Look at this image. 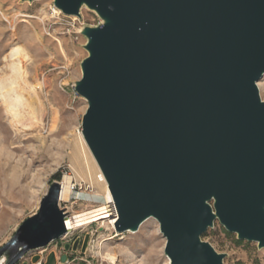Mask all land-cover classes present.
<instances>
[{
  "label": "water",
  "instance_id": "water-1",
  "mask_svg": "<svg viewBox=\"0 0 264 264\" xmlns=\"http://www.w3.org/2000/svg\"><path fill=\"white\" fill-rule=\"evenodd\" d=\"M54 5L69 16L85 5L103 20L82 31L88 55L74 89L88 102L81 132L115 230L154 217L172 264H224L201 237L215 220L264 247V0ZM60 188L53 181L0 246L4 264H28L31 251L66 233Z\"/></svg>",
  "mask_w": 264,
  "mask_h": 264
},
{
  "label": "rangeland",
  "instance_id": "rangeland-1",
  "mask_svg": "<svg viewBox=\"0 0 264 264\" xmlns=\"http://www.w3.org/2000/svg\"><path fill=\"white\" fill-rule=\"evenodd\" d=\"M79 13L63 14L54 0H0V79H9V64L25 74V81L13 84L15 95H21L18 118L10 120L0 98V246L37 211L53 181L60 183L67 175L73 192L99 193L75 173L71 163L76 150L84 164L92 163L89 152L98 166L79 139L88 102L74 86L88 55L82 31L103 20L85 5ZM17 47L19 53L12 55ZM257 84L264 101V76ZM99 203L72 196L69 201L59 200V207L71 214ZM100 225L83 227L70 237L64 253L70 264H113L108 253L115 256L116 264H172L154 217L145 219L137 230L118 232L109 223ZM201 237L224 254V264H264V247L238 241L217 220Z\"/></svg>",
  "mask_w": 264,
  "mask_h": 264
},
{
  "label": "bare ground",
  "instance_id": "bare-ground-1",
  "mask_svg": "<svg viewBox=\"0 0 264 264\" xmlns=\"http://www.w3.org/2000/svg\"><path fill=\"white\" fill-rule=\"evenodd\" d=\"M47 17V16H46ZM45 17V18H46ZM18 48V47H17ZM13 54L19 53V48L14 49L12 52ZM10 53V54H11ZM8 68H11L10 75L8 76L9 79H0V98L5 103V110L7 113L11 114L10 120L13 121L15 118H18L17 108L20 104V98L21 95L15 93V87H13V84L17 82V80L22 79L25 81V74L24 70H19L15 68L13 65L9 64ZM21 80V81H22ZM16 86V85H15ZM257 87L259 89V84H257ZM79 139L83 143V146L85 149L86 142L83 139V135H79ZM88 152V149H87ZM72 158L71 163L72 167L77 175L80 177H84L93 187L98 188L99 193H86V192H73L72 190V180L70 176H63V179L60 181V196L59 200L61 201H69L70 198L73 196L75 198L83 197L86 200L90 201H99L100 203L98 205L90 206L87 209H83L82 211L78 212H72L70 214V220L66 222V226H82L87 227L92 222H99L102 226L104 224H114L116 221V214L110 215L108 213V210L106 208L107 203H111V195L107 187L106 180L100 170V168L96 165V163L93 161L92 156L88 152L89 156L91 157L92 163L91 167L84 164V160L82 161V158H80L79 153L76 150L72 151ZM87 160V159H85ZM88 162V161H87ZM93 169V170H92ZM65 214V213H64ZM106 257L108 260H110L113 264H116L115 256L112 254H106Z\"/></svg>",
  "mask_w": 264,
  "mask_h": 264
},
{
  "label": "built area",
  "instance_id": "built-area-1",
  "mask_svg": "<svg viewBox=\"0 0 264 264\" xmlns=\"http://www.w3.org/2000/svg\"><path fill=\"white\" fill-rule=\"evenodd\" d=\"M106 208L108 210V213L111 216L116 214V211H115V208H114L112 202L111 203H107L106 204ZM64 213H65V215H64V224H65V227H66V233L61 238L51 242L47 246L41 247V248H38V249H35V250L31 251L29 253V256L26 258V261H27L28 264H46L45 263L46 262V256H47V254L50 251L51 252L53 251V252H55V254H57V256H56L57 263H55V264H70V260L66 259L64 262L61 261V255L66 253L67 250H65V244L70 240V237L74 234V232H77L78 230L82 229L83 227L82 226H77V227L70 226V227H67L66 226V222L70 220V212H64ZM93 224H95V222H92L88 226H91ZM110 225L113 226V224H110ZM34 256H38V259L36 261H32V258ZM4 263H5V260L3 258L0 259V264H4Z\"/></svg>",
  "mask_w": 264,
  "mask_h": 264
},
{
  "label": "crops",
  "instance_id": "crops-1",
  "mask_svg": "<svg viewBox=\"0 0 264 264\" xmlns=\"http://www.w3.org/2000/svg\"><path fill=\"white\" fill-rule=\"evenodd\" d=\"M56 256H57V254H55V252H49L48 254H47V256H46V264H55V263H57V260H56ZM52 257V259L50 260V258Z\"/></svg>",
  "mask_w": 264,
  "mask_h": 264
},
{
  "label": "trees",
  "instance_id": "trees-1",
  "mask_svg": "<svg viewBox=\"0 0 264 264\" xmlns=\"http://www.w3.org/2000/svg\"><path fill=\"white\" fill-rule=\"evenodd\" d=\"M228 232V231H227ZM228 233H231V232H228ZM237 239V238H236ZM238 240V239H237ZM238 241H241V240H238Z\"/></svg>",
  "mask_w": 264,
  "mask_h": 264
}]
</instances>
